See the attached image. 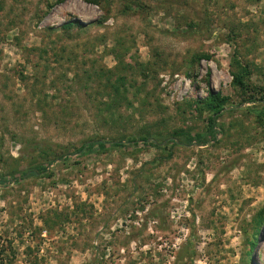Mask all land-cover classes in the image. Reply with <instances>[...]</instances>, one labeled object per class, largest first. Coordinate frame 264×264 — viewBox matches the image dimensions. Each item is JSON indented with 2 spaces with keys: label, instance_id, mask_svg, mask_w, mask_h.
Wrapping results in <instances>:
<instances>
[{
  "label": "rangeland",
  "instance_id": "rangeland-1",
  "mask_svg": "<svg viewBox=\"0 0 264 264\" xmlns=\"http://www.w3.org/2000/svg\"><path fill=\"white\" fill-rule=\"evenodd\" d=\"M218 93L216 139L172 146L207 129ZM99 139L126 146L78 152ZM14 175L0 264H264V0H0V179Z\"/></svg>",
  "mask_w": 264,
  "mask_h": 264
},
{
  "label": "trees",
  "instance_id": "trees-1",
  "mask_svg": "<svg viewBox=\"0 0 264 264\" xmlns=\"http://www.w3.org/2000/svg\"><path fill=\"white\" fill-rule=\"evenodd\" d=\"M89 2L99 3V0H88ZM73 25H81V23L77 20L69 21L65 24V28H70ZM232 74L234 76V84L236 86H239L240 88L244 90L249 89V85L246 82V79L250 76V68L248 65L242 63L238 59H234L233 62V70ZM256 100V96H252L250 100L254 101ZM227 103V97L222 96L221 94H214L211 95V97L204 103V106L210 109L211 114L207 117V129L204 132H192L191 130H185L180 129L177 130L174 133V138L169 140V142H172V146L175 145H184V146H190V145H206L210 143L211 141L216 139V133H217V120L219 113L224 109L225 104ZM203 109V107L201 108ZM200 109V110H201ZM140 140L144 142V145L146 146H155L158 145L156 142L150 141L148 137H142ZM140 140H137L136 138H133V141L139 142ZM164 142V141H162ZM126 143L123 141H106V140H95L92 142H86L83 143L79 148L78 152H84L88 153L95 150H107L109 148H116V147H125ZM49 169V166H45L43 164L38 165L35 168H29L27 170H24L21 173L20 179H25L29 177H38L43 174H45ZM19 178H16L14 175L11 177V179L8 180H1L0 183H6V182H13L15 180H18ZM264 224V215L259 216L255 222L253 227V237L254 242L252 241V245L255 247V243L257 241V236ZM87 264H101V262L92 261Z\"/></svg>",
  "mask_w": 264,
  "mask_h": 264
}]
</instances>
